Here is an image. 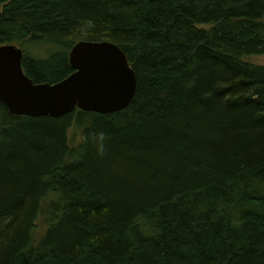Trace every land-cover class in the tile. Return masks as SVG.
I'll return each instance as SVG.
<instances>
[{
    "label": "trees",
    "instance_id": "trees-1",
    "mask_svg": "<svg viewBox=\"0 0 264 264\" xmlns=\"http://www.w3.org/2000/svg\"><path fill=\"white\" fill-rule=\"evenodd\" d=\"M82 40L123 49L135 97L58 117L0 102V264H264V66L245 59L264 0H0V45L35 83L72 74Z\"/></svg>",
    "mask_w": 264,
    "mask_h": 264
},
{
    "label": "water",
    "instance_id": "water-1",
    "mask_svg": "<svg viewBox=\"0 0 264 264\" xmlns=\"http://www.w3.org/2000/svg\"><path fill=\"white\" fill-rule=\"evenodd\" d=\"M23 58L20 46L0 45V102L14 116L58 117L76 108L113 114L135 97L136 73L116 43L79 41L69 52L73 73L53 84L29 78Z\"/></svg>",
    "mask_w": 264,
    "mask_h": 264
},
{
    "label": "rangeland",
    "instance_id": "rangeland-1",
    "mask_svg": "<svg viewBox=\"0 0 264 264\" xmlns=\"http://www.w3.org/2000/svg\"><path fill=\"white\" fill-rule=\"evenodd\" d=\"M20 47L22 48V46H20ZM28 52L30 54H35L38 57H43V56L47 55L46 51H44L43 48L36 47V46H32V49L28 48ZM245 59L250 63L264 66V54L249 56V57H246ZM69 135L71 136L72 144L75 145V144L79 143L81 140L82 129L77 128L75 126L74 128H72L70 130Z\"/></svg>",
    "mask_w": 264,
    "mask_h": 264
}]
</instances>
